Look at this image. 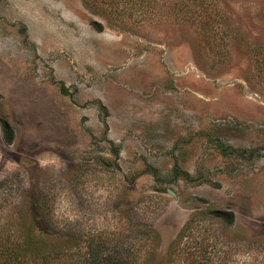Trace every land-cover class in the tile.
Segmentation results:
<instances>
[{
  "label": "rangeland",
  "instance_id": "rangeland-1",
  "mask_svg": "<svg viewBox=\"0 0 264 264\" xmlns=\"http://www.w3.org/2000/svg\"><path fill=\"white\" fill-rule=\"evenodd\" d=\"M42 202L82 253L172 264L195 216L264 264V0H0V236Z\"/></svg>",
  "mask_w": 264,
  "mask_h": 264
},
{
  "label": "trees",
  "instance_id": "trees-1",
  "mask_svg": "<svg viewBox=\"0 0 264 264\" xmlns=\"http://www.w3.org/2000/svg\"><path fill=\"white\" fill-rule=\"evenodd\" d=\"M36 211L34 218L27 223L25 220L21 221V217L18 218L13 234L8 232L0 236V264H138L136 255L138 249L135 248L125 250L126 254L114 250L112 256L104 255L103 250L107 244L105 239L109 237H102L100 234L89 238V254L87 255L86 251L82 253L79 242L81 235L76 227L73 231H67L64 225L60 227L52 214L51 206L46 202L36 206ZM197 221V218L192 216L182 226L170 261L171 259L177 261V257L182 255L185 258L184 264L199 262L201 257L204 264L208 261L211 251L203 240L205 237H200L207 229L197 235L199 231ZM150 238L148 234L147 240ZM71 240L73 246H79L69 251L63 243ZM176 261L172 264H176Z\"/></svg>",
  "mask_w": 264,
  "mask_h": 264
}]
</instances>
